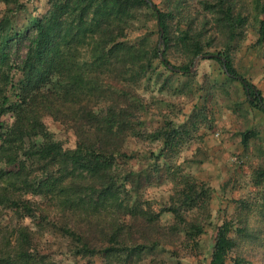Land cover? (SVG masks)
Here are the masks:
<instances>
[{
	"label": "trees",
	"instance_id": "1",
	"mask_svg": "<svg viewBox=\"0 0 264 264\" xmlns=\"http://www.w3.org/2000/svg\"><path fill=\"white\" fill-rule=\"evenodd\" d=\"M25 1L0 0V212L13 209L19 222L3 236L0 264H57L40 251L45 236L73 258L104 256L100 264H160V253L174 258L178 243L199 264H264L263 129L246 122L240 132L238 159L249 167L251 190L220 224L210 210L212 189L195 174L210 161L196 150L204 129L215 128L210 105L241 91L248 108L264 115L262 93L233 66L254 30L248 50L264 74V0H161L160 8L152 0L153 7L144 0H45V12L18 29ZM150 22L158 37L163 31V49L151 44V33L130 40ZM200 55L216 56L209 60L226 80L194 86L190 68ZM179 75L190 81L176 94L195 95L200 105L176 122L170 101L151 95L167 112L148 127L141 116L151 114L150 105L138 90L169 91ZM241 103L233 101L234 110ZM46 117L74 137L72 147L53 137ZM129 140L146 150L130 152ZM191 144V157L180 162ZM99 179L104 185L91 198ZM163 186L165 196L147 197ZM35 217L34 228L24 224ZM207 226L215 233L204 259Z\"/></svg>",
	"mask_w": 264,
	"mask_h": 264
},
{
	"label": "rangeland",
	"instance_id": "2",
	"mask_svg": "<svg viewBox=\"0 0 264 264\" xmlns=\"http://www.w3.org/2000/svg\"><path fill=\"white\" fill-rule=\"evenodd\" d=\"M152 2L159 8L161 7V0H152ZM23 6L25 11L18 13L15 20L18 29L24 26L28 17L41 15L47 9V3L45 0H28L24 2ZM3 9L4 7L0 5V11ZM149 25L148 32L142 30L140 32L132 33L129 35L130 40L132 41L135 38L144 35L149 36L151 33L149 36L151 44L153 46L156 44L158 45L159 37L156 34L154 22H150ZM255 40V31L249 30L247 39L241 44V49L233 59V66L238 74L244 75L245 80L249 84L253 85L256 90H259L262 93V97L264 99V80H262L264 74L260 70L261 59L256 52L253 50H248ZM161 49L163 48L161 47ZM16 52H18L19 57L23 56L25 53V45L18 46ZM194 61L190 68V72L195 74L193 80L194 82L192 83L194 86L205 85V83L210 82L215 78L220 81L226 80V76L222 73V67L214 61L202 59L198 60L195 64ZM171 62L172 64H177L174 59H172ZM159 70L165 73L163 68H159ZM189 81L190 80L187 77L179 75L173 84V88H171L169 91L160 92L159 88L156 87L153 92H148L145 94L143 90L139 89V99L145 100L144 102L147 104L146 107L148 108V105H150L149 108L151 111V114H147L146 112L143 116H141L142 121L146 123L148 127H157L161 123V119L157 116H154L159 111L161 112V110L164 113L167 112V110L165 111V108H163V105L158 101L161 97H166L163 99H165L167 102L170 101L169 103L172 106L170 107L169 111L173 117H176L175 121H184L185 116L193 110L195 105H200V102L195 97V95L193 96V99L190 100L185 98L183 96L184 94H176L180 92L179 89L183 85H186ZM234 84L239 86V84L236 82H234ZM203 94L201 93V95ZM151 95L159 99H155L156 101H152L151 103ZM231 98L232 100L227 102L225 100H220L216 108L210 105L212 107L210 110L212 111L209 110L210 113L208 115L213 118L215 128H213V130L204 129V144L197 147L191 144L192 148H187V150L183 151L180 155L181 159L179 160L181 162L184 158L191 157L195 147L196 150H205L209 153L210 161L199 167V169H197V171H199L195 172V174L200 181L206 183L212 189L210 210L214 221H216L215 224H220L221 220L225 216L232 213L234 205L233 201L240 199L246 194L247 190H251L247 185L248 175L247 172H245L248 171L249 167L245 166L247 164L244 160L238 159V157H240L242 154V147L240 145L241 130L245 127V123L247 122L252 127L258 129L262 128L264 132V115L258 111H252L250 108H248L241 91L232 93ZM233 101L235 103L239 101L242 102L238 106L241 110L240 112L234 110V106L232 104ZM227 106H229V108ZM6 120L7 122H10L9 118ZM44 122L48 131L55 139L66 140V145L70 147L74 145V137L69 133H63L62 127L58 123L52 121L49 117H46ZM128 149L137 156L141 155L146 150H144V146L136 143L134 140H129ZM226 183H228V186L222 190ZM97 184L98 186L96 188ZM100 185H104L103 179H99L95 184L96 190L91 194V198H95L97 196ZM161 195H166L165 186L159 189H150L148 191L147 197L149 199H157ZM87 201H89V199ZM35 222H37V217H35L33 222L27 220L24 224L34 228L35 225L33 223ZM162 222L165 224L169 223V216H163ZM18 224L19 222L14 216L13 209L5 208L0 212V243H3V236L5 233L12 230ZM212 228L213 227L207 226L205 229L206 233L201 238L203 244L201 258L204 259L208 258L211 251L213 241L212 239L215 233ZM44 239L46 243L40 246V251L45 254H49L57 264H87V262H91L90 264H100L101 261L105 259L104 256H84L82 258H73L65 254L64 249L60 247L59 244L54 242L51 237L45 236ZM173 249L176 251L174 258H172V256H168V254L165 252L160 253L159 257L162 258L159 261L160 264H199L196 258L191 257L188 252L182 250L183 247L180 243L177 245L178 250L176 248ZM249 259L253 260L252 258Z\"/></svg>",
	"mask_w": 264,
	"mask_h": 264
},
{
	"label": "water",
	"instance_id": "3",
	"mask_svg": "<svg viewBox=\"0 0 264 264\" xmlns=\"http://www.w3.org/2000/svg\"><path fill=\"white\" fill-rule=\"evenodd\" d=\"M144 1H145L146 3H148L150 7H153L152 3H151L149 0H144ZM162 37H163V31L160 30L158 48H160L161 45H162V43H163V39H162ZM213 57H216V56H213V55H200V56H198V57L195 59L194 64L197 63L198 60H202V59H211V58H213ZM159 58H160V61H163V56H162V53H161V52H160V54H159ZM220 59H221V61H222L223 63H226V60H225L224 58L221 57ZM167 67H168V69L173 70V68H172L170 65H168ZM174 71H175V72H179V70H176V69H174ZM225 71H226V70H225ZM226 72H227V71H226Z\"/></svg>",
	"mask_w": 264,
	"mask_h": 264
}]
</instances>
